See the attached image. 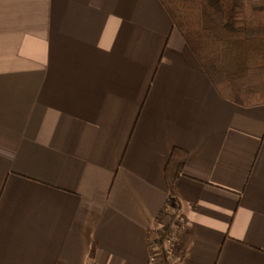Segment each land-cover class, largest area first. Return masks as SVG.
<instances>
[{
	"label": "crops",
	"instance_id": "0c3cea01",
	"mask_svg": "<svg viewBox=\"0 0 264 264\" xmlns=\"http://www.w3.org/2000/svg\"><path fill=\"white\" fill-rule=\"evenodd\" d=\"M264 264V104L221 97L159 0H0V264Z\"/></svg>",
	"mask_w": 264,
	"mask_h": 264
},
{
	"label": "trees",
	"instance_id": "16d2710c",
	"mask_svg": "<svg viewBox=\"0 0 264 264\" xmlns=\"http://www.w3.org/2000/svg\"><path fill=\"white\" fill-rule=\"evenodd\" d=\"M159 1L221 97L245 107L264 104V0ZM186 159L185 151L174 148L164 166L168 198L161 212L176 203L149 244L158 248L163 264L180 261L167 243L180 216L175 184Z\"/></svg>",
	"mask_w": 264,
	"mask_h": 264
},
{
	"label": "built area",
	"instance_id": "2783aa9c",
	"mask_svg": "<svg viewBox=\"0 0 264 264\" xmlns=\"http://www.w3.org/2000/svg\"><path fill=\"white\" fill-rule=\"evenodd\" d=\"M148 264H163V257L159 252L158 248L152 244V247H149V262Z\"/></svg>",
	"mask_w": 264,
	"mask_h": 264
},
{
	"label": "rangeland",
	"instance_id": "374dc122",
	"mask_svg": "<svg viewBox=\"0 0 264 264\" xmlns=\"http://www.w3.org/2000/svg\"><path fill=\"white\" fill-rule=\"evenodd\" d=\"M173 262V261H172Z\"/></svg>",
	"mask_w": 264,
	"mask_h": 264
}]
</instances>
